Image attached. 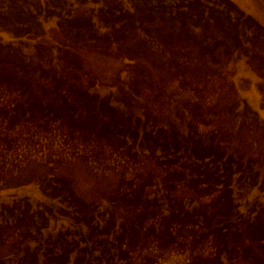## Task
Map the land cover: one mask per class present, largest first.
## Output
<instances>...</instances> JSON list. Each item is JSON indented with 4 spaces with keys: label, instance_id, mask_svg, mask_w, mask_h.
Returning <instances> with one entry per match:
<instances>
[{
    "label": "rangeland",
    "instance_id": "obj_1",
    "mask_svg": "<svg viewBox=\"0 0 264 264\" xmlns=\"http://www.w3.org/2000/svg\"><path fill=\"white\" fill-rule=\"evenodd\" d=\"M96 1H24L23 5L30 3V7L34 8L35 14L38 15L36 17L40 23L39 27H36L37 30L31 35L23 37L8 32L10 27L13 28L10 20H15L12 11L4 18L7 23L0 28V40L6 46L22 48L26 54H32L42 38L62 45H68L73 41L78 47H83L79 49L75 45L76 49L71 51L77 53L80 58V74L74 72L71 74L70 65L64 58L56 61L54 69L57 73L59 70L62 71L61 76L66 75L69 81L72 76L79 78L76 83H71L74 86L72 89L78 93L83 91L82 83L89 86L92 84L91 93L97 91L103 98L110 94L117 100L122 99L127 109L126 116L136 124V128L143 125L137 134L138 138L143 135L145 128L155 129L161 126L165 135L162 137L165 139L170 137L172 139L169 140L174 143L180 140L185 144L188 140L192 141L194 136L193 123L202 125L197 127L196 131L202 138L207 136V133L210 136L223 134L225 141L229 142V153L233 151V157L236 156L244 164L241 169L243 184L237 194L240 204L238 219L233 218L226 227L225 239H221L220 236L221 225L218 231L212 230L217 238L214 236L207 239L208 228L202 221L204 216L201 218L200 216L202 212H205L204 215H208L207 217L212 216L211 212L215 211L214 207L219 202V193L206 197L204 194L208 191H205V187H194V183L185 177L175 185L173 193L169 191L167 182L171 178L168 168H163L159 164V158L166 155L164 149L166 144L155 147L156 155L148 157L149 159L144 158L140 170L143 175L144 173L155 175L154 185L156 184L159 189L154 186L153 189L157 193L152 190L149 198L152 199L155 195L162 196L164 198L162 202L166 207L170 203H176L181 212L176 216L186 220L158 217L157 223L153 218H148L149 221L142 224L140 218H135L137 216L135 208L147 203L146 195L142 194L140 197L127 195L133 192L130 191L123 198L118 191L114 174L98 176L88 164L84 165L70 158L62 163L53 160L54 168L51 172V166L45 159L32 171L26 168V176L18 178L19 180H15L9 187L4 189L0 187V204L3 205L1 207L9 206L13 201L21 199L22 206L30 210V215L34 214L35 210L43 208L47 202L50 204L51 200H48L43 189L47 188L46 183H41V188L32 180L35 177L50 180L56 176L60 181H69V186L75 190L74 204L79 209V201L88 203L89 213L79 212L78 216L73 210L62 207L60 209L62 211L52 212L44 224L36 223L28 216L18 224L12 243L0 248V259L3 264H16L22 259L26 243L30 244L29 250L32 253L36 248H40L39 243H42L39 252L41 254L34 256V264H75L73 257H44L43 246L45 247L46 240L55 239L61 232L75 230L71 223L83 228L84 225L80 221L82 218H86L97 230L92 234L93 243L106 239L117 244L123 238L121 245L125 252L120 264H229L228 258H231L233 264H264V240L260 241V235L264 236V0H204L205 5H209L214 13L199 18L205 20V24L199 22L203 30L198 29L194 34L206 39L209 49L200 48L198 42L194 41L185 44L187 48L178 46L180 43L177 36L182 32L180 26L176 21L166 18L161 23L166 22L163 28L173 34L174 45L169 49L158 47L149 51H145L144 40L138 33L113 37V34L107 36L110 30L101 29L98 34L105 33V37L94 39L93 35L90 36L92 39H89L88 34H85L86 28H81L79 23L75 29L60 23L56 9L63 7L65 11L62 16L65 19L97 21L96 13L99 17L103 4H95ZM17 5L20 3L14 0H0V20L1 13ZM229 10H236L240 15L250 19L248 26L252 31L249 32V36L253 37L247 45V51H251L250 56H244L235 45L231 46L230 40L236 33L237 26L219 23L218 13ZM21 14L26 16L23 11ZM83 35L85 39L81 37ZM91 40L93 42H89ZM51 43L48 44L49 47L44 44L41 48L56 55L58 51ZM192 43L194 44L191 46ZM157 49L166 51L160 52ZM1 51L3 52V49ZM172 53L175 54L173 58ZM183 53L187 54L189 61L183 58ZM203 63L204 65H201ZM26 64L30 67L36 65L34 61H26ZM49 97L51 102L52 98L56 99L52 95ZM169 103L172 104L168 105ZM18 133L34 137L33 130L27 127ZM49 133H52L51 137ZM54 133L55 130H49L41 133L39 137H34L38 148H31L28 151L27 157L31 162L50 152L49 146L53 147V152L57 150L60 146V133ZM133 135L135 136L134 133ZM198 142L199 140H196V146L194 144L193 146L197 147ZM178 147L181 148L179 143ZM199 148L201 147L198 146ZM207 149L213 151L212 147ZM203 152L195 153L198 156L196 160H201L200 162H203L201 164L208 163L207 166L215 167L216 172L220 174L218 164L212 162L218 161L216 159L219 154L206 152L200 155ZM157 156L159 157L156 158ZM187 164L177 166L185 173L189 167ZM127 173L132 176L133 170H128ZM207 185L210 186L208 183ZM109 200H118L112 215ZM194 205L197 207H192ZM250 215L255 219L254 224H250ZM134 218L136 223L132 230L127 234H121L119 227L123 225L122 221L128 223ZM217 218L220 217L216 216L215 220ZM192 220L197 221V226L192 225ZM110 221L112 224H108ZM88 231L86 227L83 233L87 234ZM32 237L37 238V241H31Z\"/></svg>",
    "mask_w": 264,
    "mask_h": 264
},
{
    "label": "trees",
    "instance_id": "obj_2",
    "mask_svg": "<svg viewBox=\"0 0 264 264\" xmlns=\"http://www.w3.org/2000/svg\"><path fill=\"white\" fill-rule=\"evenodd\" d=\"M24 1L27 0H14V2H19L20 5L13 6L7 12L1 13V29L7 23L4 18L13 11L16 21L10 20L13 28L10 27L9 31L7 30L8 32L23 37L31 35L37 30L36 27H39L40 24L37 22L36 16L38 15L35 14L34 8L30 7V3L29 5H23ZM200 2L202 4H199ZM97 3H102L103 5L100 7L99 17L97 16L98 13H96L97 21L95 22H92L91 19L83 21L65 19L62 16L63 11H65L64 7L63 9H56L58 11L57 17L60 18V23L73 29L77 28L76 26L79 23L81 28H86L85 34H88L87 38L89 39H92L90 36L93 35H95L94 39L105 37V33L103 35L98 34L101 29L110 30L107 36L113 34V37L138 33L144 40L143 47L145 46V51L158 47L169 49L174 45L173 34L163 28L166 22L161 23L162 20L170 18L172 21L177 22L182 31L180 34L184 36L183 38L178 33L177 41L180 43L178 46L187 48L185 44H188L189 41H194L198 42L200 48L209 49L207 40L194 34L198 29L203 30L199 22H204L205 24V20L199 18L204 15H213L214 13V10L209 5H205L206 2L204 0H97L95 4ZM3 9L5 8L3 7ZM22 11L23 13L25 12V17L21 14ZM218 15L216 16L220 18L219 23L223 22L237 26L236 33L230 40L231 46L235 45L236 49L242 51L244 56H250L251 51H247V45L250 43V39H253L252 36H249V32L252 31L248 26L250 19L245 17V15H240L236 10L220 11ZM33 23L37 26L33 25ZM81 25H84V27ZM254 35H256L255 32ZM40 36L42 37L43 35ZM223 36L225 37L224 31ZM81 37L85 39L84 35ZM49 43L51 42H49L48 38H42L40 41L41 45L38 42L32 54H26L22 48H16L13 45L6 46L0 40L1 189L9 187L15 180H19L18 178L26 176V168L32 171L37 164H41L45 159L48 160L51 166V172L54 168L52 165L53 160L62 163L68 158L76 159L84 165L88 164L93 173L98 176L114 174L121 197L123 195V198H125L124 196L130 191L133 192L127 195H136L138 197L142 194L146 195L147 203L140 206V208H135L137 216L134 217L140 218L142 224L149 221L148 218H153L157 223L158 217L177 218L180 221L186 220L176 216L181 213L176 203H170L166 207V204L162 202L164 200L162 196L157 197L155 195L152 199L149 198L152 190H154L153 187L156 186L158 188L156 184L154 185L155 175L153 173H144L143 175L140 170L143 159L155 156V147H159V144H166L164 146L166 155L159 158V164L163 168H168L169 178H171L167 182L168 190L173 193L175 185L181 178L185 177L188 181L194 183V187H205V191H208L204 194L206 197L219 193V202L214 207L215 211L211 212L212 216L207 217L208 215H204L205 212H202L203 214L199 216L200 218L204 216L202 221L205 223L204 226L208 228L207 239L214 238L215 234L212 230L218 231L219 225L222 226L219 229L221 231V239H225L226 227L233 218L238 219L240 204L238 203L237 194L243 184L241 181V169L244 164L236 156L233 157V151L229 153V142L225 141L223 134L221 136H210L207 133V136L205 135L202 138L199 133H196L198 131L197 127L202 125L198 123L199 125L196 124V126L193 123L192 134L194 136L191 139L193 142L188 140L184 144L179 140L178 143L181 148L178 147L177 142L174 143L169 140L172 138H164L165 135L161 126H157L155 129L145 128L143 135L138 138L137 134H139L143 125H139L140 127L136 128V124H133V121L126 116L127 109L122 99L117 100L110 94L108 97L103 98L97 91L91 93L92 84L89 86L82 83L83 91L78 93L77 90L72 89L74 86L71 83H76L79 78L72 76L69 81L66 75L61 76L63 74L62 71L59 70V74L54 69L56 61L64 58L70 65L71 74L72 72L75 74L80 72V58L77 53L71 52L76 49L77 45L73 41L69 42L68 45L53 42L51 44L58 51L54 55L41 48L44 44L48 45ZM78 48L83 49V47ZM2 49L3 52L1 51ZM157 51L164 52L166 50L157 49ZM174 56L175 54L172 53L171 58ZM183 58L188 60L187 54L183 53ZM26 61H34L36 65L27 66ZM201 65H204V63ZM50 95L56 98H52V102ZM124 96L127 97V94ZM171 104L169 103L168 105ZM132 124L133 128L131 127ZM25 127L33 130L32 135L34 137H39L45 131L55 130V133H60V146L55 152H53V147L49 146L50 152L31 162V159L27 157V153L31 148H38V145L34 137H27V134L23 136V134L18 133ZM51 135L52 133H49V137ZM55 137L57 136H53V138ZM218 137L220 138L218 139ZM196 140H199L198 146L201 147L199 149L198 146H193V144L196 146ZM231 146L230 144L229 147ZM209 147H212V152L219 154L216 159L218 161L212 162L218 164L220 174L216 172L215 167L207 166L208 163L201 164L203 162H200V159V161L196 160L198 156L195 153L197 151H204L200 155H204L206 152L212 153L210 149H207ZM131 159L133 161L129 162ZM180 164L189 165L185 173L181 171L180 166H177ZM247 164L251 166L250 163ZM177 169L179 172H176ZM128 170H133L132 176L128 175ZM32 182L38 184L41 188V183H46L47 188L43 189L51 203L47 202L43 208L35 210L32 215H30V210L26 206H22L21 199L13 201L9 206L1 207L3 206L1 203L0 248L12 243L18 224L26 220L28 216L30 219L33 218L36 223L44 224L48 221L52 212H58L62 207L73 210L78 216L79 212L83 214L89 213L88 203L81 202L77 198L80 208L78 209L77 205L74 204L75 190L69 186V181H60L56 176H53L50 180L35 177ZM125 186L129 188H125ZM109 202L112 215L118 200H109ZM192 207L197 206L194 205ZM18 210L24 211L18 212ZM164 211L168 213H164ZM251 214L253 215V213ZM184 216L185 214L182 217ZM216 216L220 218L215 220ZM122 217H124V214ZM135 218L128 223L125 220L122 221L123 225L121 224L122 226L119 227L121 234H127V232L132 230L136 223ZM249 219L250 224H254L255 219H252L251 215ZM80 221L84 225L83 228L71 223L75 230L61 232L56 235V238L54 237L55 239L46 240L44 243L45 247L43 246L44 257H73L75 264H120L125 252L121 245L123 238L117 244L114 241L108 242L106 239L105 241L99 240L93 243L92 234L97 231L95 226L86 218H82ZM108 224H112L111 221ZM192 225L197 226V221L192 220ZM86 227L89 229L87 234L83 233ZM9 229L11 232H9ZM236 230L237 228L235 227V232ZM260 237V241L264 240V236L260 235ZM215 238L217 237L215 236ZM31 241H37V238L32 237ZM39 245L40 248H36L32 253L29 250L30 244L26 243L24 251H22L24 252L23 258L18 260L16 264H34V256L42 249V243H39ZM13 246L17 247L16 245ZM97 252L99 253L97 254ZM228 262L233 264L231 258H228ZM0 264H3L1 259Z\"/></svg>",
    "mask_w": 264,
    "mask_h": 264
}]
</instances>
